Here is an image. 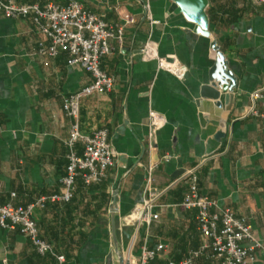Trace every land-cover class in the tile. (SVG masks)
I'll list each match as a JSON object with an SVG mask.
<instances>
[{
	"label": "crops",
	"instance_id": "1",
	"mask_svg": "<svg viewBox=\"0 0 264 264\" xmlns=\"http://www.w3.org/2000/svg\"><path fill=\"white\" fill-rule=\"evenodd\" d=\"M72 1L109 25H126L123 44L113 41V54L101 62L115 80L114 90L86 98L80 112L82 134L108 130L115 166L101 184L86 187L77 178L69 204L48 201L36 208L41 239L65 258L63 264H119L117 250L128 264L139 259L144 245L164 248L151 264L187 259L204 243L197 211L180 206L188 193L182 177L197 169L201 193L216 204L212 211L231 210L248 222L263 245L254 264H264V120L250 113L251 94L264 88V5L255 0H209L212 37L205 39L174 15L170 0H15L41 8ZM149 40L158 45L161 57L179 59L187 72L184 80L142 59ZM213 41L238 79L229 106L221 110L200 95L201 80L215 59ZM41 42L49 44L30 19L0 16L2 205L25 208L61 194L72 123L63 102L91 82L89 74L68 66L66 54H39ZM152 110L165 118L166 126L150 153ZM256 110L264 112V101ZM220 132L226 137L216 139ZM75 151L82 156V144ZM164 156L171 160L161 162ZM151 166H157L152 188L158 197L152 212L159 219L146 229L134 212L147 198ZM0 264L60 263L54 256L38 255L19 230L0 227ZM195 264L216 263L207 253Z\"/></svg>",
	"mask_w": 264,
	"mask_h": 264
},
{
	"label": "built area",
	"instance_id": "2",
	"mask_svg": "<svg viewBox=\"0 0 264 264\" xmlns=\"http://www.w3.org/2000/svg\"><path fill=\"white\" fill-rule=\"evenodd\" d=\"M255 2L264 5V0H255ZM0 16L8 20L30 19L37 32L49 43L39 44V54L50 58L66 54L69 67L79 68L91 78L88 86L67 96L63 102V111L71 118L72 123L66 143L69 149V163L66 175L61 180V194L42 198L36 205L25 208L0 204L2 229L19 230L38 255L54 256L60 264H63L65 258L57 256L54 247L41 239L35 219V209L43 208L48 201L69 204L74 198L77 178L81 177L86 187L101 184L107 179L109 170L115 166V155L108 130H99L91 136L82 134L80 112L81 104L86 98L107 95L114 90L115 80L102 70L101 62L103 58L113 54V41L119 45L123 44L126 25H109L102 17L92 14L82 4L74 1L65 6L49 4L41 8L38 5H20L15 0H0ZM126 22L130 23L131 18L126 17ZM141 57L145 62H155L159 72L168 73L178 80H184L186 77V69L179 59L175 56L161 57L158 45L151 40L144 44ZM250 101V113L264 120V112L260 114L256 110V104L264 101V88L252 93ZM165 126V118L153 110L150 111L148 133L150 153L157 149L158 133ZM78 144L83 146L82 156L75 151ZM170 160V156H164L161 162L168 163ZM156 168L157 166L149 168L147 198L134 212L138 223L146 229L159 219V216L152 212L158 197L152 188L153 173ZM182 180L188 186V193L180 206L185 210L197 211L196 219L204 243L189 258L169 264H195L197 259L207 253L208 258L216 264H254L257 252L263 248V245L248 222L238 218L231 210L212 211L216 204L201 193L197 169L187 171ZM163 249L159 246L152 250L144 245L139 259L128 264H151Z\"/></svg>",
	"mask_w": 264,
	"mask_h": 264
},
{
	"label": "water",
	"instance_id": "3",
	"mask_svg": "<svg viewBox=\"0 0 264 264\" xmlns=\"http://www.w3.org/2000/svg\"><path fill=\"white\" fill-rule=\"evenodd\" d=\"M175 5L174 15L182 17L187 23L193 26V33L205 39L212 37V27L208 16L210 6L209 0H170ZM215 54L212 66L207 70L201 80L200 95L205 100L213 101L214 106L221 110L229 106L231 95L238 89V79L230 69V62L221 47L216 41L210 46ZM224 96V100H222ZM225 134L220 132L216 139L225 138ZM113 238L115 239V228ZM119 264H126L125 259L119 254Z\"/></svg>",
	"mask_w": 264,
	"mask_h": 264
},
{
	"label": "trees",
	"instance_id": "4",
	"mask_svg": "<svg viewBox=\"0 0 264 264\" xmlns=\"http://www.w3.org/2000/svg\"><path fill=\"white\" fill-rule=\"evenodd\" d=\"M212 22V21H211Z\"/></svg>",
	"mask_w": 264,
	"mask_h": 264
}]
</instances>
